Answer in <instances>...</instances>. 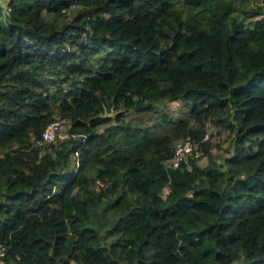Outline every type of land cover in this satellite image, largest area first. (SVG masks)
<instances>
[{
    "label": "trees",
    "instance_id": "16d2710c",
    "mask_svg": "<svg viewBox=\"0 0 264 264\" xmlns=\"http://www.w3.org/2000/svg\"><path fill=\"white\" fill-rule=\"evenodd\" d=\"M6 1L4 264H264V0ZM177 100L160 129L124 119ZM205 121L231 154L166 166Z\"/></svg>",
    "mask_w": 264,
    "mask_h": 264
},
{
    "label": "rangeland",
    "instance_id": "374dc122",
    "mask_svg": "<svg viewBox=\"0 0 264 264\" xmlns=\"http://www.w3.org/2000/svg\"><path fill=\"white\" fill-rule=\"evenodd\" d=\"M5 1V0H2ZM73 10L69 11L67 13L68 16L72 17ZM157 111L156 112H150V111H144V112H134L131 110H128L125 112L124 119L126 121L135 122L140 125H147L150 127H154L156 125V129H160V126L162 125L161 121V113L167 112L168 115L173 118L174 120L179 118H185L188 117V103L177 100V101H161L157 105ZM57 119V118H55ZM64 121L61 126L60 135L67 134L68 125H66ZM190 122L195 125L198 124L194 119L190 117ZM161 124V125H160ZM168 127V126H167ZM208 134V139L210 141V146L208 149V154H203L198 159V162L203 164L206 162L207 157L212 155V157H215L218 161L222 160L225 156L228 154H231L233 150V146L231 143L232 140V134H229L226 129H223L222 127L214 124L211 121H205V132ZM72 160H75V157L72 156ZM68 264H79L76 262H69ZM232 264H238L237 262H234Z\"/></svg>",
    "mask_w": 264,
    "mask_h": 264
},
{
    "label": "built area",
    "instance_id": "2783aa9c",
    "mask_svg": "<svg viewBox=\"0 0 264 264\" xmlns=\"http://www.w3.org/2000/svg\"><path fill=\"white\" fill-rule=\"evenodd\" d=\"M74 5L71 6L73 8ZM0 8L3 11H9L10 7L8 6L7 1L0 0ZM64 121H66V125L69 124L68 120L65 118H57L49 121L40 133V142L49 143L54 142L57 138H63L67 136V134L60 135L61 126ZM208 139V134L203 133L200 138L196 137H185L183 139L177 140L172 147L171 156L165 160L166 166L175 167L181 163H185L189 158H200L204 154L203 147L201 145L202 142ZM96 186H102L104 183L100 179L95 180ZM4 251L0 248V264H4Z\"/></svg>",
    "mask_w": 264,
    "mask_h": 264
}]
</instances>
